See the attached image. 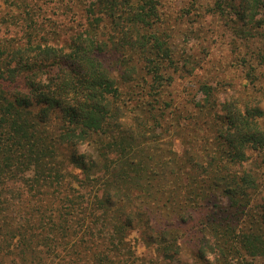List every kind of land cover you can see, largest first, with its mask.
I'll return each instance as SVG.
<instances>
[{
	"label": "trees",
	"instance_id": "trees-1",
	"mask_svg": "<svg viewBox=\"0 0 264 264\" xmlns=\"http://www.w3.org/2000/svg\"><path fill=\"white\" fill-rule=\"evenodd\" d=\"M175 11L1 1L0 264H264V0Z\"/></svg>",
	"mask_w": 264,
	"mask_h": 264
},
{
	"label": "rangeland",
	"instance_id": "rangeland-1",
	"mask_svg": "<svg viewBox=\"0 0 264 264\" xmlns=\"http://www.w3.org/2000/svg\"><path fill=\"white\" fill-rule=\"evenodd\" d=\"M1 1L2 0H0V3ZM161 1L163 2L164 10L171 14L172 12H176L175 10H179L183 8L186 4V0H161ZM206 11L204 15H206ZM205 17L208 20L213 21L212 23H209L208 21L207 24H205V30L207 31V35L209 38L211 37V40L209 43L211 52L207 53L205 51V53L201 55L200 57L201 68L198 69L200 74L201 73L205 74L212 68L214 63H219L222 58L224 59V56L225 57L228 56L226 47L230 45V43L228 42L232 40V36H233V31L230 30L231 28H229V26L222 24L223 23L222 21L221 22L217 21L218 20L217 17L216 19L215 17H210L209 15ZM195 37L196 35L194 34L191 35V40L189 39L190 41L189 45L193 49H195V52L197 54H199L197 50H199L200 47ZM228 59H230L229 56H228ZM228 74H229L228 77H227V74H225L224 78H219L221 79L219 80L220 81L219 91L221 92L222 97L227 96V95H234L240 92L244 93L245 89L250 90L252 88L251 85L250 86L248 85L249 87L246 86V84H250V83L248 80L243 78L241 72L235 71L234 69H228ZM184 82L186 83V80H184L182 83ZM183 86L184 84L180 85V89H183ZM245 87H248V88H245ZM255 156H257V154ZM259 158L264 159L263 156H260ZM261 176H262V190L264 194V161H263V166L261 169ZM138 251L141 253L145 251V248L141 244H139Z\"/></svg>",
	"mask_w": 264,
	"mask_h": 264
}]
</instances>
